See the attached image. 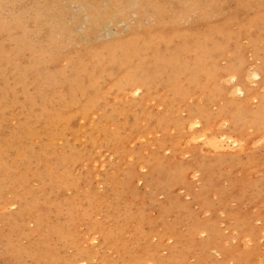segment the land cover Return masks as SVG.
<instances>
[{
  "label": "rangeland",
  "instance_id": "374dc122",
  "mask_svg": "<svg viewBox=\"0 0 264 264\" xmlns=\"http://www.w3.org/2000/svg\"><path fill=\"white\" fill-rule=\"evenodd\" d=\"M10 1L14 12H9L7 24H0V54L7 60L0 71V87L13 89L10 97L0 91V103L11 101L0 113V164L9 163L3 169L14 180L3 179L0 167V264H109L115 257L109 246L85 240L96 225L115 232L116 243L132 254L147 246L167 259L169 249L177 245L183 264H263L264 130L240 131L233 121L253 106L254 97L264 94V0L188 3L193 8L200 5L202 17L183 0H164L157 20L141 21L137 28L141 43L154 38L146 54L141 53L149 68L154 55L167 65L170 50L181 42L182 54L192 60L198 36L208 34L201 47L224 73L210 78L200 74L190 83L191 68L185 66L176 81L180 95L162 85L150 84L136 95L116 89L118 76L133 68L128 60L118 71L106 68L107 48L130 38L119 17L102 29L117 35L101 33L86 41L77 30L84 28L79 20L65 38L52 35L45 10L34 18L30 0ZM103 4L106 0H100ZM4 7L1 17L7 15ZM79 7L71 2V13H78ZM167 10L184 13L171 22ZM14 17L24 24H15ZM169 32L172 41L157 44L158 34ZM72 65L94 71L100 82L98 105L84 115L78 111L87 103L85 95L75 104L59 102ZM37 89L56 103L55 133L50 135L46 124L37 123L16 144L13 134L24 100L35 96ZM201 108L208 121L201 120L200 127L184 126ZM105 109H114V115L104 118ZM59 112L62 118L57 117ZM134 114L138 116L132 122L129 117ZM67 118L74 131L65 123ZM203 129L212 136L211 142L199 136ZM102 131L117 133L116 147L107 144ZM15 150L37 153L25 167L15 158ZM66 150L73 154L67 163L60 159ZM64 168L70 177L61 184ZM19 175L23 184L16 180ZM82 177L87 182H81ZM77 180L73 185L71 181ZM71 198L78 206L69 205ZM24 204L27 212L20 216ZM112 212L121 218L118 225ZM73 243L88 253L77 257L87 258L85 262L72 263Z\"/></svg>",
  "mask_w": 264,
  "mask_h": 264
},
{
  "label": "bare ground",
  "instance_id": "6f19581e",
  "mask_svg": "<svg viewBox=\"0 0 264 264\" xmlns=\"http://www.w3.org/2000/svg\"><path fill=\"white\" fill-rule=\"evenodd\" d=\"M32 2V6L34 7L35 11V17L38 18L39 16H42V11H46L47 13L43 16L46 20L49 27L52 30V35H56L57 33H61L65 38L70 37L73 33V27H78L79 20L83 21L84 28L83 29H77L78 32H80V37L83 38L86 41H91L96 34L104 33L102 37L105 36H113L117 35L116 32H109L108 30L102 31L108 24H110L113 19H116V17H119L121 21L123 22V28H126L129 32V39L126 41L121 42V44L118 47H109L107 48L106 52L103 54L105 57L108 58V64L106 66L107 69H109L111 72L118 71L121 67V65L126 61L133 62V68L132 70H127L124 74L121 75V77L118 76L117 83H116V89L121 92L123 95H136L139 94L140 91L144 90L148 85H155L159 86L162 85L165 87L168 91L172 92L173 94L180 95L181 90L176 88V81L178 78L179 73L181 70L186 66L190 67L188 68V81L190 83L195 82L198 78V75L204 74L206 78L212 77L214 74L219 76V74L224 73L223 70L219 71L218 68L214 65V57L212 55L207 54L203 51L201 44L204 42L208 34H202L198 36L197 41L195 45V56L192 58V60H187L185 58V55L182 54L181 48L182 44L184 42L180 43V46L174 47L170 50V58L166 60L168 63L162 64L160 62V57L158 55H154L153 57V65L152 67H147L142 62V56L141 53L145 51L146 52L152 47V43L154 44V38H150L148 42H146L144 45L140 41L141 35L138 33V29L141 26V21H152L154 22L157 20V16L160 15L161 11H163V3L164 0H106V4L104 6L100 5V0H30ZM185 3H187L188 7L193 8V6H190L188 3H195V0H183ZM204 0H199V2ZM10 0H0V11L5 6L6 11V17L0 15V24H7V18L9 16V12H14ZM68 2V4H67ZM71 2L79 5L78 13L73 14L70 10ZM12 4V5H11ZM68 5V6H67ZM194 8L192 11L196 14L199 13V17H202L204 14V10L201 9V6L198 4H194ZM72 7V6H71ZM78 8V7H77ZM44 11V12H45ZM167 14H169L168 18L171 22L173 20H176L178 17L180 18V15H182L184 12L180 13L179 11H171L167 10ZM67 15V18L66 16ZM42 19V18H39ZM12 20V19H11ZM14 23H22L24 24V21L20 17H14L13 18ZM38 21V19H37ZM133 29L136 30V32L133 31ZM101 30V31H100ZM159 41L157 44L165 43L167 44V41L170 43L173 38V32H169L168 34H158ZM200 37V38H199ZM39 38H37L38 40ZM49 39V37H48ZM52 42L55 44L54 40L51 39ZM133 44L136 46L135 48H132ZM44 49L46 47L44 46ZM56 49V48H55ZM46 52V51H45ZM7 60L0 54V71L6 67ZM70 69V78H68V83L66 84V90L65 93L60 97L59 102L69 104L73 103L75 104L77 102V99L83 95L87 97V103L80 106L79 108V114H86L87 112L92 111L97 105H98V97L97 92L99 91L100 82L95 76V72H87V69L85 67L79 68L76 65H72ZM230 69L235 71V65H230ZM78 71H80V74H78ZM103 72H105V69L103 68ZM83 73V75H82ZM232 74L237 75L235 72L232 71ZM259 75L258 73H254V76L257 77ZM234 76V77H235ZM103 80V78H101ZM49 83V80H48ZM9 89L13 91L10 85L0 87V91H5L7 93V96L10 97L11 94H9ZM239 92L241 89H237ZM250 97V96H249ZM254 104L252 107H249V109L243 110L242 108L238 107L239 109H242L245 111V114L243 117H233L235 120L233 122L235 127H238L241 131L242 128H255L257 131H263L264 130V94L260 96L254 97ZM11 101L7 100L0 103V113L5 109L7 103H10ZM24 109L20 112L21 118L19 120L18 125L15 127V133L14 135V141H16V144H20L21 141L24 139L25 136H29L32 131L34 130V127L37 123H43L46 124V126L50 129V135H53L55 132L52 129L53 122L56 121V103L53 105L51 101L49 100L48 96L45 94V92L42 89H37V93L35 96L31 98H25L24 100ZM53 109H51V107ZM202 110L196 111L195 115L190 116L186 122L183 123L184 126L187 128H190L192 126L200 127L201 120H206L208 118V115L205 114V109L201 108ZM238 110V109H237ZM241 111V110H240ZM104 113L106 115H103L104 118H111L112 115H114V109H105ZM240 113V112H238ZM138 115H132L129 117L130 121L134 122ZM238 116V114H237ZM58 118L63 117V113L59 112L57 114ZM210 117V116H209ZM232 119V120H233ZM213 120V119H212ZM65 123L67 124L68 128L74 131L73 127V121L71 118H67L65 120ZM133 124V123H131ZM202 127H204L202 125ZM46 128V129H48ZM199 129V128H198ZM197 129V130H198ZM208 130H199V136L202 138H205V142H211L212 136L210 134L208 135ZM101 135L103 139L107 142V144L112 145L116 147L119 137L116 132L107 133L105 131L101 132ZM89 137V136H88ZM93 137L90 138L91 141H93ZM49 144H47L48 146ZM43 150V149H42ZM16 152V153H15ZM13 153L15 158H18V160L22 162V164L26 167L30 160H32L35 155L36 151L27 152V150H24L22 152L15 150ZM73 157V154L66 150L64 154L60 155V159L63 162L70 161V158ZM9 163L4 162L0 164L1 169L6 167ZM21 164V166H22ZM2 171V178H10L13 179L12 173L9 171L3 169ZM130 173V172H128ZM69 171L67 168H64L61 176L59 177V183L66 184L68 183L69 179ZM127 177V176H126ZM131 177V174H130ZM128 178H126L127 181ZM16 180H18L20 183H24V177L22 175H19L16 177ZM81 182H87V180L82 177L79 179ZM86 180V181H85ZM73 185L77 184L79 181H71ZM0 182V187H1ZM123 185V184H122ZM125 185V184H124ZM88 204L91 203V200H87ZM69 205L74 207V205L78 206L79 202L71 198L69 200ZM20 210V209H19ZM17 212V211H16ZM26 204L21 208L20 210V216H24L26 214ZM70 214H72V211L70 210ZM83 214H86V209L84 208ZM114 219L117 222V225L120 221V217L113 213ZM70 219H73V216L70 215ZM33 222L37 226L39 224V221L37 220V217L34 218ZM69 233L71 232L70 225L68 226ZM207 229V228H205ZM204 230V229H203ZM169 231V230H168ZM205 231V230H204ZM207 231V230H206ZM193 232V231H192ZM86 241H94L98 240L100 246L108 245L109 249H111L112 253H114V259L109 262V264H183L181 262V251L182 249H178V246L175 245L172 248L169 249V256L167 259H164L161 257L155 249L147 246H143V250L140 253H129L124 245H118L116 243L117 236L115 235V232L112 231H106L101 226L96 225L92 230L88 238H85ZM74 244V243H73ZM204 244V243H203ZM174 248V249H173ZM74 249L76 250V253L74 254L72 263H78V262H85L87 258H77L82 257L85 255H88L86 251H83L79 246L74 244ZM223 262V260H222ZM261 262L264 264V257L261 260Z\"/></svg>",
  "mask_w": 264,
  "mask_h": 264
}]
</instances>
